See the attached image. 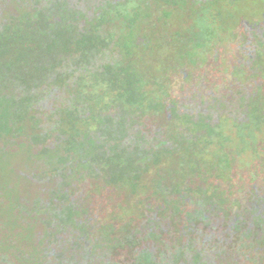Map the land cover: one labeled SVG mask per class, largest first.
Segmentation results:
<instances>
[{
  "label": "flooded vegetation",
  "instance_id": "af4514ba",
  "mask_svg": "<svg viewBox=\"0 0 264 264\" xmlns=\"http://www.w3.org/2000/svg\"><path fill=\"white\" fill-rule=\"evenodd\" d=\"M64 6L97 43L29 91L6 83L30 112L2 132L0 163L20 156L13 214L33 243L11 237L0 264H264V0H0V30L32 16L48 30ZM129 59L145 82L98 101L94 75Z\"/></svg>",
  "mask_w": 264,
  "mask_h": 264
},
{
  "label": "trees",
  "instance_id": "16d2710c",
  "mask_svg": "<svg viewBox=\"0 0 264 264\" xmlns=\"http://www.w3.org/2000/svg\"><path fill=\"white\" fill-rule=\"evenodd\" d=\"M64 5H66V3ZM60 13H56V15H59L58 18L60 20H57L55 24L52 22L48 30L46 24L48 18H44V16L41 18L32 16V20L35 19V23L30 20V18L26 19V17H23V19L25 18L24 21H26L25 24L20 26L15 25L14 27L5 26L3 31L0 30V67L3 66L8 70L15 71L13 73L9 71L0 72V136L2 132L7 135H11L14 130L22 132L25 129L26 122L22 123L17 116L22 119L23 113L25 114L24 116H27L30 112L24 102V98L19 97L20 102H18L16 100V92L13 88L8 87L6 83L25 85V90L29 91V87L32 84L37 85L39 81L35 78L40 75L39 72H37L39 69L42 70L48 66L53 70L65 60L64 58L58 57V54L64 53L67 56H72L73 53L83 50V53H87L85 55H88L89 52L92 51L91 48L97 43L93 39V37H95L94 32L83 33L79 30L75 22L77 20V11L75 9L64 6L61 8ZM126 40L127 39H125L123 43L121 42L123 54L126 52V49H124L126 46H131V49L135 46L133 39H131V41L128 39L129 43H127ZM85 47H91L89 49L90 51H86ZM72 61L79 66L78 60L76 62V59H72ZM82 61L88 62L90 59L83 56ZM129 61L130 63L126 65H123L124 60L120 61L122 66H117L116 64V70L114 72L108 69L115 66L108 64L106 67L107 71L94 75L92 83L96 87L94 90L99 93L98 101L104 102L106 101L105 99L110 98V91L115 88V99L124 103V93L127 91H132L133 93L136 90L135 84L145 82V80H143V73H140L138 69L133 67L134 63L132 59H129ZM144 61H146V59ZM41 76H44L43 72ZM151 76L156 78L155 74L149 73V77ZM1 87L8 88H4L5 90L2 91ZM21 92H24V90H20L19 94ZM26 98L29 103L31 101L30 98ZM136 100L137 98L135 94H133L132 102ZM106 104L107 103H104L100 109L107 108ZM78 115L79 113L76 111H68L69 122L67 133L69 138L66 139L65 144L68 145V150L73 149L75 153L78 146H81L78 141L80 139V128L79 122L77 121L79 118ZM31 117L32 116H30V118ZM15 119H18V121L15 122ZM32 122L34 124L33 129L37 132L38 130L41 131V128L38 127L39 122L35 120H32ZM32 141L35 143L41 142L37 134L32 136ZM89 143L92 145L91 141ZM44 149L45 148H43V150ZM50 152L51 157H58L59 162L65 161L64 157L58 154V151H52L51 149ZM43 153L44 152H40L41 155ZM52 163L55 162L53 161ZM9 205L10 215L0 226V243L3 242L0 249H4L5 251V245H7V251H9L7 242L10 244L11 237H15L19 243L24 241L26 243L24 244L26 245L24 248L28 249V246H32L33 243L31 233L25 232V229L21 228V226H19L20 224H17L16 216L13 214L14 208L20 205L19 197L17 195L14 196V198L9 201ZM13 254L15 260H18L19 264H34L32 260L22 257L21 253L20 255H18V253L17 255L15 253Z\"/></svg>",
  "mask_w": 264,
  "mask_h": 264
},
{
  "label": "rangeland",
  "instance_id": "374dc122",
  "mask_svg": "<svg viewBox=\"0 0 264 264\" xmlns=\"http://www.w3.org/2000/svg\"><path fill=\"white\" fill-rule=\"evenodd\" d=\"M18 161L20 156H9L3 161L4 163H0V191L2 195V199H10V197L16 196L18 193L25 191L27 189L26 183L24 180L17 179V171L13 166H10L9 163L12 161ZM9 160V161H8ZM10 215V205L6 200L2 201L0 204V226L3 221L8 219Z\"/></svg>",
  "mask_w": 264,
  "mask_h": 264
}]
</instances>
